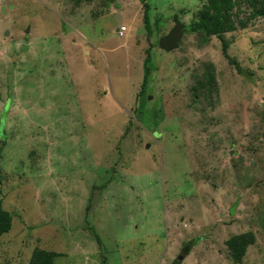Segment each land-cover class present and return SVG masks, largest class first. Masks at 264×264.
Returning <instances> with one entry per match:
<instances>
[{
	"label": "rangeland",
	"instance_id": "374dc122",
	"mask_svg": "<svg viewBox=\"0 0 264 264\" xmlns=\"http://www.w3.org/2000/svg\"><path fill=\"white\" fill-rule=\"evenodd\" d=\"M72 1L0 0V205L13 215L0 264L35 247L55 264H264V6L230 8L239 73L216 36L186 31L208 0H146L150 38L142 0ZM174 15L186 30L151 49L137 101L144 50ZM102 84L113 101L88 113L101 121L73 123Z\"/></svg>",
	"mask_w": 264,
	"mask_h": 264
},
{
	"label": "trees",
	"instance_id": "16d2710c",
	"mask_svg": "<svg viewBox=\"0 0 264 264\" xmlns=\"http://www.w3.org/2000/svg\"><path fill=\"white\" fill-rule=\"evenodd\" d=\"M83 0H73V5L78 6L82 4ZM90 1V0H84ZM113 1V0H112ZM249 6L253 8H259L257 5L261 4L264 6V0H245ZM144 10L142 13L143 27L145 29L146 36L150 38V36L154 33V29L159 27L160 19H157L152 22L150 16V6L146 0H142ZM233 0H208V3L203 5L198 11V18L194 20L191 24L188 25L187 32L191 33H202L205 38H209L210 36H216L221 42L222 52L226 58L230 61V63H234L237 71L239 73L243 72V69L238 65V63L231 60V56L227 53L228 43L225 40L223 34L224 32L231 31L235 28L233 21L231 19L232 14L230 13V8L232 6ZM255 11V10H254ZM258 15H264V11H257ZM158 45L157 41L150 42L149 47L144 50V60L142 64V79L140 83V89L136 96V100H140V96H143L145 83L147 80V76L149 74V65L148 62L151 60V49ZM212 79V77H209ZM126 134V133H125ZM124 134V135H125ZM1 142V141H0ZM3 145L0 144V157L2 153ZM12 213L6 209H4L0 205V244L1 237L4 233L8 232L11 228L12 224ZM92 235L95 239L100 242V238L96 230L91 228ZM241 236L234 237V239H229V254L233 261L239 262L243 256V250L239 247V242L241 241ZM201 237H195L188 241H184L182 244V252L179 256H182V259L190 252L193 245H195ZM244 240V239H243ZM247 241V240H244ZM242 242V241H241ZM61 253L41 248L35 247L29 257V260L26 264H55L54 259L59 256ZM178 260V257H177ZM105 263V261H103Z\"/></svg>",
	"mask_w": 264,
	"mask_h": 264
},
{
	"label": "crops",
	"instance_id": "0c3cea01",
	"mask_svg": "<svg viewBox=\"0 0 264 264\" xmlns=\"http://www.w3.org/2000/svg\"><path fill=\"white\" fill-rule=\"evenodd\" d=\"M75 42H72V43L74 44ZM83 58H85V57H83ZM81 60H82L81 63L82 64H85V62H86L85 59H81ZM66 64H67V61H66ZM97 77H98L99 82H100L101 81V78H102V74L99 73L97 75ZM82 80L84 81L86 79L83 77ZM100 84H101V82H100ZM104 88H105V86L102 84V89H99V91L101 92L102 95L98 91L97 92L93 91L90 95H88V96H86V97L83 98L84 99V103H83L84 104V106H83L84 112H82V116H83L82 118L83 119L81 118V121H79L77 119L78 118V114L75 112L76 115H74V118H76L77 121H72L73 123L77 124V122H78L80 124L81 122H83L84 125L91 126V125H95L96 124L95 122L101 121L100 116H97V115L91 116V114H88V113H90L91 111L94 112L95 110H91L93 108H100L102 106V103L105 104L106 106H108L106 104L107 101H105V102L103 101V99L105 100V98H108L109 97L113 101V99L111 98V96H110V94L108 93L107 90L102 91ZM95 96L97 97V99H96ZM119 105L120 104L118 103L117 106H119ZM115 108H113V109H115ZM99 187H101V186H99ZM103 187H105V185H103ZM87 207H88V205L86 206V208Z\"/></svg>",
	"mask_w": 264,
	"mask_h": 264
},
{
	"label": "water",
	"instance_id": "95a60500",
	"mask_svg": "<svg viewBox=\"0 0 264 264\" xmlns=\"http://www.w3.org/2000/svg\"><path fill=\"white\" fill-rule=\"evenodd\" d=\"M173 22L174 25L171 29L166 34L161 35L158 38L157 44L161 50L172 51L179 46L186 27L185 24L178 19L177 15L173 16ZM116 30H118V28ZM27 31L28 28L25 29V32ZM5 33L7 34V32ZM178 259H182V256H178Z\"/></svg>",
	"mask_w": 264,
	"mask_h": 264
},
{
	"label": "built area",
	"instance_id": "2783aa9c",
	"mask_svg": "<svg viewBox=\"0 0 264 264\" xmlns=\"http://www.w3.org/2000/svg\"><path fill=\"white\" fill-rule=\"evenodd\" d=\"M123 30H125V26L124 25H120L119 26V28H118V34H120V36H121V34L123 33Z\"/></svg>",
	"mask_w": 264,
	"mask_h": 264
},
{
	"label": "clouds",
	"instance_id": "9594fccd",
	"mask_svg": "<svg viewBox=\"0 0 264 264\" xmlns=\"http://www.w3.org/2000/svg\"><path fill=\"white\" fill-rule=\"evenodd\" d=\"M186 30V29H185Z\"/></svg>",
	"mask_w": 264,
	"mask_h": 264
}]
</instances>
